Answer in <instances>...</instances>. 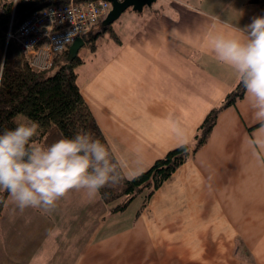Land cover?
I'll list each match as a JSON object with an SVG mask.
<instances>
[{"label": "crops", "instance_id": "0c3cea01", "mask_svg": "<svg viewBox=\"0 0 264 264\" xmlns=\"http://www.w3.org/2000/svg\"><path fill=\"white\" fill-rule=\"evenodd\" d=\"M130 9L112 25L119 41L102 35L77 71L123 173L135 177L177 147L174 124L192 143L236 87L239 77L216 59L211 36H240L234 29L261 8L251 0H157ZM262 137L246 94L126 228L100 194L90 200L72 190L51 211L23 213L8 195L4 211L22 221L0 228L5 264H264V149L250 144Z\"/></svg>", "mask_w": 264, "mask_h": 264}, {"label": "trees", "instance_id": "16d2710c", "mask_svg": "<svg viewBox=\"0 0 264 264\" xmlns=\"http://www.w3.org/2000/svg\"><path fill=\"white\" fill-rule=\"evenodd\" d=\"M62 1L20 0L14 10V0H0V64H3L0 69V133L15 128L19 124L16 117L23 114L40 125L41 132L34 138L39 146L50 145L61 138L74 137L78 132H87L105 144L116 159L82 94L77 71L84 62L82 57L78 55L69 61L67 51L55 60L51 69L36 70L18 42L8 41L12 20L17 28L34 11ZM251 2L259 4L261 16H264V0ZM103 22L99 24L104 25ZM106 33L119 41L112 25H104L90 37L84 35L86 46L95 52L98 39ZM245 95L246 91L239 80L223 102L208 113L193 142L189 143L188 151L176 147L133 179L125 178L119 185L101 189L100 195L111 206L110 212H124L133 201L141 197L143 201L136 214L139 217L162 185L209 142L220 114L236 106ZM8 195L5 191L0 194V215Z\"/></svg>", "mask_w": 264, "mask_h": 264}, {"label": "clouds", "instance_id": "9594fccd", "mask_svg": "<svg viewBox=\"0 0 264 264\" xmlns=\"http://www.w3.org/2000/svg\"><path fill=\"white\" fill-rule=\"evenodd\" d=\"M240 36L215 33L211 48L216 59L233 69L243 85L254 119L264 131V16H257ZM3 64H0V69ZM40 125L29 121L0 133V190L7 192L16 208H56L70 191H83L94 199L101 189L119 185L134 173H122L124 162L116 160L109 148L87 132L61 138L50 145L34 142ZM179 137L178 148L188 151L189 138L178 123L173 127ZM250 144L264 149V137Z\"/></svg>", "mask_w": 264, "mask_h": 264}, {"label": "built area", "instance_id": "2783aa9c", "mask_svg": "<svg viewBox=\"0 0 264 264\" xmlns=\"http://www.w3.org/2000/svg\"><path fill=\"white\" fill-rule=\"evenodd\" d=\"M19 1L14 0V10ZM111 10L109 0H64L49 4L34 11L17 28L12 20L8 41L18 42L34 69L49 70L59 56L104 20Z\"/></svg>", "mask_w": 264, "mask_h": 264}, {"label": "rangeland", "instance_id": "374dc122", "mask_svg": "<svg viewBox=\"0 0 264 264\" xmlns=\"http://www.w3.org/2000/svg\"><path fill=\"white\" fill-rule=\"evenodd\" d=\"M147 7H149V6H147ZM130 10H132V9H130ZM117 21H115L112 25H116L117 26L119 24ZM103 26L104 25H101V24L95 25L94 28H93V30L90 33H87L86 34V37H90L92 34L100 31ZM102 40L103 39H100V38L98 39V41H97L98 47H100V44H101ZM85 48H88L89 51L85 50ZM91 51L92 50L88 46L85 45L83 48H81V50L79 52V55L81 57L91 56V54H92ZM98 55H99V53H98ZM16 120H17V122L19 124L20 123H27L29 121H32L30 118H28L27 116H25L23 114L18 115L16 117ZM40 132H41V128H39L38 135L40 134ZM2 191L3 190H0V194H1ZM141 201H142V199H141V197H139L135 201H133L124 212L117 213L118 214L117 216H119L122 219L121 222H120V224L123 225L125 228L127 227V225L130 222L133 221V219H135L136 214H137V212H138V210L140 208ZM109 207L111 208L110 205H109ZM3 211H4V209H3ZM2 214H3V212H2ZM20 221H22V218L20 217V214L19 213H13V214H11L10 211L5 210L4 211V214H3V217L0 219V228L9 227L10 225H13L16 222L19 223ZM114 231L115 230H112L110 228V233H112ZM3 243H5V240L4 239H3ZM5 259H7V257L5 255L4 248L3 249L0 248V264H5ZM23 263L24 264H32L31 262H29L28 259H26Z\"/></svg>", "mask_w": 264, "mask_h": 264}, {"label": "water", "instance_id": "95a60500", "mask_svg": "<svg viewBox=\"0 0 264 264\" xmlns=\"http://www.w3.org/2000/svg\"><path fill=\"white\" fill-rule=\"evenodd\" d=\"M112 3V10L107 15L104 20V25H112L117 21L121 15L132 8L136 11H142L145 7L153 5L157 0H109ZM86 45V41L83 37H79L69 48L68 50V60L73 61L81 50Z\"/></svg>", "mask_w": 264, "mask_h": 264}]
</instances>
